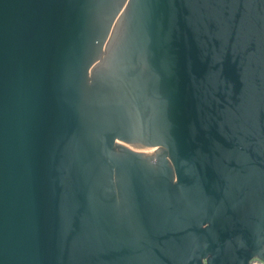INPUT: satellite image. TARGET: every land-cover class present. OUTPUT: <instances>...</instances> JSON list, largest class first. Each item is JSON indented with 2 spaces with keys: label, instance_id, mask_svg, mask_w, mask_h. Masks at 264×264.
<instances>
[{
  "label": "water",
  "instance_id": "1",
  "mask_svg": "<svg viewBox=\"0 0 264 264\" xmlns=\"http://www.w3.org/2000/svg\"><path fill=\"white\" fill-rule=\"evenodd\" d=\"M264 264V0H0V264Z\"/></svg>",
  "mask_w": 264,
  "mask_h": 264
},
{
  "label": "flooded vegetation",
  "instance_id": "2",
  "mask_svg": "<svg viewBox=\"0 0 264 264\" xmlns=\"http://www.w3.org/2000/svg\"><path fill=\"white\" fill-rule=\"evenodd\" d=\"M263 260L260 259L259 257H254L251 261L250 264H262Z\"/></svg>",
  "mask_w": 264,
  "mask_h": 264
}]
</instances>
